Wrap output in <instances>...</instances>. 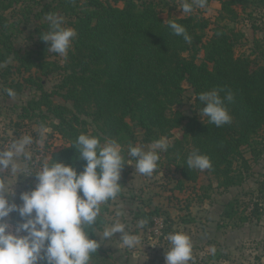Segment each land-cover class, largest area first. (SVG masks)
<instances>
[{
	"label": "trees",
	"instance_id": "1",
	"mask_svg": "<svg viewBox=\"0 0 264 264\" xmlns=\"http://www.w3.org/2000/svg\"><path fill=\"white\" fill-rule=\"evenodd\" d=\"M114 1L115 4L103 0H58L56 9L62 8L66 16L73 18L70 24L77 35L60 85L65 90L60 94L72 102V108L54 104L46 92L42 99L34 101L37 108L46 105L59 120L56 129L68 142L48 162H62L78 173L83 171L86 161L72 146L82 133L99 137L101 143L106 138L117 140L126 156L125 146L129 143L134 145L140 140L148 144L162 136L170 139L175 129L182 128L183 135L170 141L165 152L178 164L180 184L198 180L202 171L186 166L187 156L198 149L210 158L212 168L208 171L221 186L239 185L243 173L236 171L235 164L246 166L248 162L243 148L251 146L259 136L264 137V63L250 56H236L237 33L225 26H216L212 37L204 42L210 25L205 17L170 18L186 28L192 37V42L187 43L172 33L155 4ZM119 1L124 5L119 6ZM211 1L207 0L206 6ZM219 1L224 17L233 20L238 16L234 6L251 0ZM4 18L0 15V19ZM49 44L40 38L37 49L22 53L0 27V63L13 54L21 71L37 69L47 75L62 68L46 59ZM202 51L204 56L199 62ZM260 56L264 59V52ZM185 82L189 83L199 110L203 107L198 99L200 93L223 89L219 92L223 98L231 91L234 100L225 101L231 122L216 127L208 123L207 117L187 119L183 111L175 110L174 106L183 102ZM84 117L92 119V133ZM101 220L104 221L102 215ZM90 238L97 239L91 233ZM90 264H111L102 246L92 255Z\"/></svg>",
	"mask_w": 264,
	"mask_h": 264
},
{
	"label": "rangeland",
	"instance_id": "2",
	"mask_svg": "<svg viewBox=\"0 0 264 264\" xmlns=\"http://www.w3.org/2000/svg\"><path fill=\"white\" fill-rule=\"evenodd\" d=\"M115 4L114 0H103ZM140 5L155 4L160 16L168 21L173 17H205L210 25L206 29L204 42L208 41L216 26H225L237 33L236 56H250L264 63L260 54L264 52V4L263 0H251L248 4H237L234 9L238 16L235 19L225 18L222 3L212 0L205 8H195L191 13L183 14L180 5L182 0H137ZM11 5L8 9L4 5ZM119 6L124 2L119 1ZM58 0H0V19L2 27L11 38L14 48L22 53L37 49L40 46L41 33L48 30L45 15L56 12L65 20L64 26L72 27L69 18L61 10H57ZM56 9V10H55ZM42 44V43H41ZM74 46V40L72 47ZM49 48V47H48ZM46 59L54 61L62 68L49 74L33 69L21 71L20 62L13 54L8 60L0 63V149L7 148L11 142L24 135L33 138L28 146L32 153L29 167L38 171L41 165L48 162L55 151L68 145L67 140L56 129L59 120L49 112L46 105L37 108L34 101L40 100L43 93L50 94L56 105L72 108V102L66 101L60 89L65 75L64 66L67 57L46 51ZM186 55H188L186 53ZM203 51L199 54V62L203 59ZM181 105L175 110L183 111L186 118L197 116L201 120L199 109L195 106V97L188 82ZM16 92L14 98L9 97L5 89ZM44 102V100H41ZM89 130L95 126L90 117ZM187 121V120H186ZM185 123V122H184ZM42 126L45 129L42 131ZM141 132V129H138ZM174 137L183 135L182 128L173 132ZM43 136V141H41ZM259 136L251 146H245L243 152L248 162L246 166L236 163V171L243 173L239 185L225 188L219 184L211 171L203 170L197 181L183 182L178 164L160 153L158 167L152 176L135 172L134 165H125L119 183L122 190L117 199L101 205L103 222L111 223L115 219L126 222L129 230L138 234L141 244L136 248L122 247L117 233L101 246L110 259L111 264H152L157 259L164 261L168 242L164 238L169 232L181 231L187 234L193 244L192 259L189 264H264V137ZM136 141L133 146L140 145L148 149L149 145ZM127 146L125 149L127 151ZM134 163V161H133ZM147 180H143L142 177ZM0 181L8 188L9 201L22 204L20 194L35 188V173L17 178L10 171L0 172ZM12 192V194H11ZM123 211L124 216L117 218L115 213ZM20 217L13 212L6 218L14 231ZM140 219H147L144 228H137ZM97 234H102L97 229ZM97 240L99 237L96 235ZM196 242V243H195ZM216 249L215 254L211 252ZM140 257L135 258L134 253Z\"/></svg>",
	"mask_w": 264,
	"mask_h": 264
},
{
	"label": "clouds",
	"instance_id": "3",
	"mask_svg": "<svg viewBox=\"0 0 264 264\" xmlns=\"http://www.w3.org/2000/svg\"><path fill=\"white\" fill-rule=\"evenodd\" d=\"M206 4L207 0H182L179 8L183 14H188L195 8H205ZM45 19L48 30L41 33V39L50 42V52L67 57L76 30L64 26V17L56 12L47 13ZM168 26L174 35L182 36L187 43L192 42L182 24L169 19ZM220 91L223 89L198 95L203 105L199 110L200 117H207L208 123L216 127L228 124L232 119L225 101L231 103L234 96L229 91L221 98ZM5 92L9 97L16 96L11 88ZM33 142L30 135H24L13 140L7 148L0 149V172L10 171L16 178L35 173L37 180L34 189L20 194V205L9 201L8 188L0 181V264H90L101 241L110 240L117 233L122 247L133 249L141 244L140 236L132 233L126 222L120 219L103 222L101 205L120 195L119 181L126 164L134 165L135 172L141 175H153L160 153L171 146L168 137L154 139L147 150L129 143L125 156L123 146L117 140L106 138L101 143L99 137L82 133L72 145L79 158L86 161L79 173L71 165L54 160L33 171L29 167L33 157L28 150ZM186 166L203 171L210 170L212 163L197 149L187 156ZM13 212H18L20 217L14 231L6 220ZM115 216L123 217L124 212L117 211ZM147 224V219H140L137 228H144ZM98 228L102 234H97ZM90 233L97 235L99 240L90 238ZM165 239L168 242L165 264H189L193 249L190 237L181 231H173ZM211 252L214 255L216 249L213 247Z\"/></svg>",
	"mask_w": 264,
	"mask_h": 264
},
{
	"label": "crops",
	"instance_id": "4",
	"mask_svg": "<svg viewBox=\"0 0 264 264\" xmlns=\"http://www.w3.org/2000/svg\"><path fill=\"white\" fill-rule=\"evenodd\" d=\"M142 178H143V180H147V178H146V177H144V176H143ZM166 236H167V235H166ZM166 236H165V237H166ZM165 237H164V238H165ZM195 243H196V242H195ZM134 257H135V258H138V257H140V254H139V252H135V253H134ZM160 260H161V259H160ZM160 260H159V259H157L155 262H152V264H160V263H161V261H160ZM164 262H165V257H164V261H162V263H164ZM164 264H165V263H164Z\"/></svg>",
	"mask_w": 264,
	"mask_h": 264
}]
</instances>
